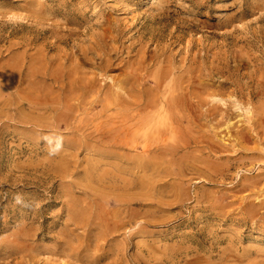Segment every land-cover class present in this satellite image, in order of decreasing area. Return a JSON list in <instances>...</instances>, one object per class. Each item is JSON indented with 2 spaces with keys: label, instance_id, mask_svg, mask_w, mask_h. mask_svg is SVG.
Listing matches in <instances>:
<instances>
[{
  "label": "rangeland",
  "instance_id": "374dc122",
  "mask_svg": "<svg viewBox=\"0 0 264 264\" xmlns=\"http://www.w3.org/2000/svg\"><path fill=\"white\" fill-rule=\"evenodd\" d=\"M30 4L29 10L45 12L48 19L11 17ZM0 12V103L14 99L11 87L33 71L35 46L51 60L59 55L66 59L71 51L80 57V49L86 48L94 60L83 71L97 67L100 59L88 46L91 34L100 38L99 46L108 48L114 62L145 44L163 50L172 62L183 57L188 65L193 58L202 67L207 92L220 94L200 97L207 106L201 109L205 116L195 143L215 151L217 157L211 159L218 170L202 165L204 174L183 169V196L166 209L170 218L154 221L138 234L130 235L128 229L122 250L106 259L109 264H264V0H0ZM227 17L233 19L230 26L223 25ZM151 28L158 35L153 44L146 34ZM51 33L60 34L58 40ZM240 48L246 53H237ZM213 54L220 72L212 71ZM15 55L16 61L20 57L19 75L10 77L6 67ZM92 97H81L88 105L68 111L66 121L59 119V110L28 109L17 98V104L0 106V264H60L55 257L66 249L65 236L84 233L69 219L62 201L66 185L76 196L90 197L83 177L108 168L103 145L93 139L106 129L97 131L94 117L101 105L89 103ZM78 134L84 139L71 142ZM60 171L72 177L62 179ZM215 195L222 205L208 201ZM144 210L134 201L128 214L140 216ZM30 229V249H11L13 240H22ZM166 241L170 257L161 255Z\"/></svg>",
  "mask_w": 264,
  "mask_h": 264
},
{
  "label": "bare ground",
  "instance_id": "6f19581e",
  "mask_svg": "<svg viewBox=\"0 0 264 264\" xmlns=\"http://www.w3.org/2000/svg\"><path fill=\"white\" fill-rule=\"evenodd\" d=\"M31 7L30 4L19 13L12 12L11 17L20 20L48 19L44 18L47 15L45 12H34L29 10ZM232 20V17H227L223 25L230 26ZM104 27L110 30L111 24L106 22ZM150 31L146 34H149L148 40L153 41V44L158 35L152 28ZM51 35L56 40L60 36L58 33ZM143 35L141 33L140 36ZM100 43L99 37L90 35L88 46L95 50L93 55L100 60L97 67H91L87 72L83 68L92 63L94 58L87 53L86 48L80 49V57L71 51L66 59L59 55L57 59L51 60L43 48L35 46L30 61V70L33 71H28L20 83L17 81L11 87L15 90L14 99L0 103V106L9 105L16 102V98L21 99L26 102L28 109L41 111L50 107L59 110V119L66 121L68 111L80 107L81 103L83 108L88 105L81 97L93 96L89 103L94 100L100 102L101 113L94 120L98 122L97 131H106L105 134L98 133L93 139L103 145L101 155L106 156L108 168L97 173H87L83 177L84 188L91 191L90 197H78L66 185L62 202L69 213V219L76 227L84 229V233L65 236L66 249L60 250V255L55 257L60 264H109L106 259L122 250L123 237H127L128 229H132L130 235L138 234L154 221L170 218L166 209L183 196L182 183L186 178L183 169L197 170V173L204 174L200 165L211 172L219 168V164L211 159L217 157L215 151L207 144L201 149L196 148L195 144L201 127L199 120L205 116V111L201 109L207 106V103L201 102L200 97L216 98L220 95L215 91L207 92L201 78V65L193 58L188 65L183 57L178 62H172L163 50H151L146 44L136 46L119 62H114L108 57V48L99 46ZM59 45L56 44L57 49H63ZM109 48L114 49L115 45ZM242 50L240 48L237 53ZM17 56L6 67L10 77L19 75L20 57L16 61ZM214 57L215 54L210 62L212 71L220 72L218 60ZM113 71L119 73V76H113ZM105 81L112 83L102 85ZM261 111L264 112V108ZM249 119L250 116L247 121ZM82 139L84 135L78 134L71 142L76 143ZM88 141L85 140L83 144L91 146ZM110 143L117 144L116 148ZM204 150L207 155L202 152ZM62 152L71 154L65 149ZM60 172L64 175L62 179L71 176ZM221 200L220 195L208 197L213 205H222ZM134 201L145 208L140 216L130 212L128 214V207ZM112 204L118 208L111 210ZM153 208L157 211H152ZM142 220L144 226L140 224ZM31 230L25 232L22 240H13L11 249H19L21 252L29 250L28 240L34 237V233L30 234ZM83 240L88 242L84 244ZM139 243L136 242V246ZM154 250H158L157 247ZM169 252L170 245L166 241L161 255L170 257ZM157 253L153 251L152 257H157ZM36 258L41 260L38 256Z\"/></svg>",
  "mask_w": 264,
  "mask_h": 264
}]
</instances>
